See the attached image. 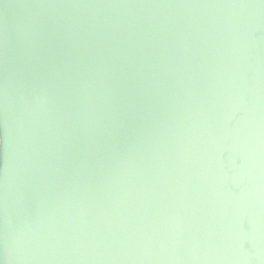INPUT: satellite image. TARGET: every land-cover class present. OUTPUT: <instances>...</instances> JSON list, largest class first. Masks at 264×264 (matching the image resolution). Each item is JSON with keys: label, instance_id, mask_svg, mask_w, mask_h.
<instances>
[{"label": "water", "instance_id": "1", "mask_svg": "<svg viewBox=\"0 0 264 264\" xmlns=\"http://www.w3.org/2000/svg\"><path fill=\"white\" fill-rule=\"evenodd\" d=\"M0 264H264V0H0Z\"/></svg>", "mask_w": 264, "mask_h": 264}]
</instances>
